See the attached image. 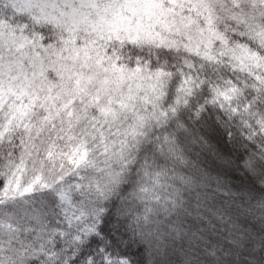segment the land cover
I'll return each mask as SVG.
<instances>
[{
	"label": "snow or ice",
	"instance_id": "1",
	"mask_svg": "<svg viewBox=\"0 0 264 264\" xmlns=\"http://www.w3.org/2000/svg\"><path fill=\"white\" fill-rule=\"evenodd\" d=\"M0 264H264V0H0Z\"/></svg>",
	"mask_w": 264,
	"mask_h": 264
}]
</instances>
